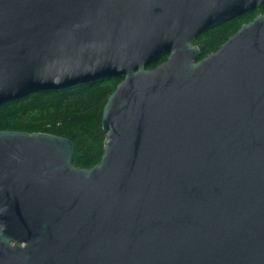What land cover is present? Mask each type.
I'll use <instances>...</instances> for the list:
<instances>
[{"label": "water", "instance_id": "95a60500", "mask_svg": "<svg viewBox=\"0 0 264 264\" xmlns=\"http://www.w3.org/2000/svg\"><path fill=\"white\" fill-rule=\"evenodd\" d=\"M263 4L0 0V110L121 80L92 168L0 130V264H264V15L194 44Z\"/></svg>", "mask_w": 264, "mask_h": 264}, {"label": "trees", "instance_id": "16d2710c", "mask_svg": "<svg viewBox=\"0 0 264 264\" xmlns=\"http://www.w3.org/2000/svg\"><path fill=\"white\" fill-rule=\"evenodd\" d=\"M246 21L234 18L194 40L200 46V59L217 51ZM163 57L149 68L167 60ZM121 80L82 86L55 93L35 92L26 100L0 110V130L46 132L67 137L75 144L73 162L82 168H92L104 155L106 132L103 111L110 95Z\"/></svg>", "mask_w": 264, "mask_h": 264}, {"label": "flooded vegetation", "instance_id": "af4514ba", "mask_svg": "<svg viewBox=\"0 0 264 264\" xmlns=\"http://www.w3.org/2000/svg\"><path fill=\"white\" fill-rule=\"evenodd\" d=\"M259 15H264V4L261 6V8L259 9V10H256V11H253V12H249V13H247L246 15H244L242 18H244L245 17V19H246V21H244L243 23H242V25L244 24V23H248V22H250V21H252V20H254L257 16H259ZM238 19H241V18H238ZM228 22V21H227ZM226 23V22H225ZM239 30V29H238ZM237 30V31H238ZM236 31V32H237ZM235 32V33H236Z\"/></svg>", "mask_w": 264, "mask_h": 264}]
</instances>
